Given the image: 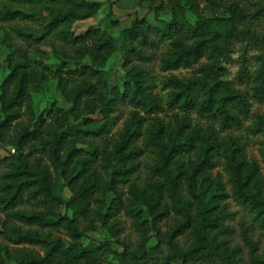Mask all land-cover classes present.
Returning a JSON list of instances; mask_svg holds the SVG:
<instances>
[{
    "label": "trees",
    "instance_id": "16d2710c",
    "mask_svg": "<svg viewBox=\"0 0 264 264\" xmlns=\"http://www.w3.org/2000/svg\"><path fill=\"white\" fill-rule=\"evenodd\" d=\"M140 1L152 4L156 0ZM166 1L172 12L170 21L153 26L135 16L130 27L115 38L92 29L80 35L73 33L76 22L95 15L101 6L98 2L0 0L2 18L29 19L38 24L37 31L22 36L35 42L56 39L68 50L62 51L64 58L75 66L71 77L59 78L60 93L68 109L49 110L50 121L46 122L43 115H35L30 96L46 80L44 73L20 63L14 57L17 50L7 60L9 72L0 85V143L11 133L9 144L15 153L8 150V155L0 157V213L38 230L2 223L0 237L12 247L3 248L0 264H103L117 252L112 250V243L90 240L83 244L76 226L75 215L88 212L92 203L99 205L98 221L114 237L119 231L117 223L110 222L115 212L121 208L132 219L139 241L135 249L118 242L122 264H238L239 248L228 246L233 229L225 225L229 213L223 203L227 198L224 186L220 176L208 178L220 160L228 175L231 198L264 228L259 167L248 163L237 138L220 137L211 126L217 123L222 130L241 126L250 115L251 100L264 99V54L258 55L257 67L250 70L244 48L236 73L243 89L227 79L223 66L231 60L239 40L261 38L250 30L251 22L242 23L248 15L236 4L231 5L225 19L198 17L190 23L183 6H195V0ZM257 6L264 8L261 3ZM157 10L159 6L154 9ZM162 45V70L192 69L187 77L170 76L164 81V87L169 89L167 107L181 112L180 118L175 115L173 126L157 117L163 110L151 93L148 69L138 64L153 60L148 51ZM111 57L122 62L120 87L111 86L104 77ZM124 102L134 111L117 132L106 158L101 159V164L106 162L111 168L110 173L104 171V178L92 167L101 154L92 140L109 134L116 123L112 115ZM95 114L101 116L98 124L85 120L86 115ZM190 114L206 120L208 126H192ZM145 116L151 122L145 124ZM257 120L254 130L264 134V117ZM78 144L92 146L93 153L77 148ZM146 152L154 155L153 163L145 184L138 186L131 177L137 172L138 159ZM191 153L194 160H186ZM44 157L55 178L66 184L69 199L56 193L50 167L43 164ZM120 183H129L130 198L125 203L117 189ZM184 186L187 198L182 195ZM25 201L38 203L45 211L18 210ZM59 207L64 208L61 215L56 212ZM68 212H72L71 217ZM164 220L172 224L161 232L159 225ZM61 230L68 241L54 235ZM186 234L189 245L180 248L177 239ZM151 238L168 253L155 257L159 248L147 247ZM241 238L248 247L250 264H264V253L257 254L246 229L241 230Z\"/></svg>",
    "mask_w": 264,
    "mask_h": 264
},
{
    "label": "rangeland",
    "instance_id": "374dc122",
    "mask_svg": "<svg viewBox=\"0 0 264 264\" xmlns=\"http://www.w3.org/2000/svg\"><path fill=\"white\" fill-rule=\"evenodd\" d=\"M89 2H98L101 4L99 10L95 15L87 20L76 22L73 26V33L75 35L83 34L85 31L99 30L107 33L108 35L117 38L120 32L130 27L132 19L136 16L138 18H145L151 25L159 26L164 22H168L172 18V12L167 9L166 0H156L152 4L148 1L140 0H86ZM196 5L191 6L190 4H184V12L186 18L190 23H194L198 17L207 19H225L229 16V9L232 4H236L242 9L243 13L248 15L247 19H242V23L251 22L249 28L252 32L259 35L260 40H239L233 48L231 54V60L223 63L225 69V75L228 80L234 82L237 88L243 89L245 86L236 79V73L239 68L240 56L243 53L244 48L246 49V59L250 70H254L257 65V57L259 54H264V11L258 9V4H262L264 7V0H212L213 3H209L206 0H195ZM159 6V10L154 11L155 7ZM239 27H242L240 24ZM39 28L38 24L29 19L24 20H6L0 15V85L3 79L8 74V58L12 56V53L17 50L14 57L18 59L20 63H26L31 68L38 72H43L45 75V81H42L37 91L30 92L33 110L36 116L43 115L46 122H49V116L47 112L54 108H62L67 110L69 105L63 100L60 89H59V78L67 79L71 77V71L75 68L74 64L67 61L62 55V51L68 53L61 42L54 38H47L44 41L35 42L30 38L22 36L23 33L28 31H37ZM219 29L222 30L221 27ZM165 51V46H159L157 49L148 52L153 54V60L143 63L135 62L141 66H144L149 71V81L153 86L151 93L155 96L159 105L162 108V112L157 114V117L162 119L165 124L174 125L175 115L178 114V118L181 117V112L177 109H170L166 105L167 94L169 89L164 87V81L170 76L178 78L187 77L192 73V69L179 68L177 70H162L160 66L159 58ZM104 77L107 79L111 86H121L123 82V70L122 62H116L111 57L105 68ZM134 111V108L128 103L124 102L120 105L118 112L112 116L116 117V123L111 128L108 135L103 138H97L92 140L93 145L97 146L99 152L96 156V164H92V167L96 169L104 178L106 175L104 171L110 173L111 168L106 162L101 164V159L106 158L104 155L111 150V144L116 140V134L124 126L125 121L129 118L130 113ZM140 116H144L142 112ZM264 117V99L262 101L251 100L250 115L242 122L241 126L233 127L230 129L222 130L217 123L211 124L213 129L219 134L220 137L232 136L237 138L238 142L243 146L246 154L248 163H255L259 167V181L264 195V134L254 130V123L257 118ZM145 118H149L145 116ZM27 119V115L23 117ZM85 120L93 123H99L101 116L99 114L86 115ZM188 121L192 126L197 125L205 129L208 124L206 120L196 117L194 114H190ZM151 122L149 119L146 120L145 124ZM144 124V125H145ZM264 125L261 127V129ZM264 131V128L262 129ZM11 133L6 135L5 142L0 143V157L8 155V149L11 148L9 141L11 140ZM140 146L141 143L138 142ZM77 148L83 149L93 153V147H89L85 144H78ZM154 155L150 152L144 153L139 159V166L137 172L131 177V182L141 186L145 184L149 177V167L153 163ZM186 160H194L193 153L186 157ZM216 161V160H215ZM43 164L50 167L53 181L56 185V193L60 195L64 200L69 199L70 193L66 187V184L55 178L54 170L47 158H43ZM103 165V167H102ZM220 176L221 183L224 186L227 198L224 200L226 211L229 213V217L225 221V225L233 229L232 234L229 237L228 246L238 247L239 262L238 264H250L248 260V247L245 245L241 238V230L246 229L247 235L250 240L257 247V254L262 255L264 253V228H261L253 219L252 214L245 209L244 206L233 201L230 196V186L227 182L228 175L224 171L223 162L220 160L216 162L213 168L210 170L208 178L213 180ZM117 189L122 193L121 199L125 203L130 198L128 194L129 183H120L117 185ZM182 195L184 198L188 197L186 187L184 186ZM18 210L22 211H45L43 207L32 201H25L24 204L20 205ZM99 209L97 203H92L88 212L85 214L75 215L76 226L79 233H81V242L87 244L90 240L95 241H109L112 243L113 251H120L118 242L126 243L130 249H135L139 241V234L133 226L132 219L127 215L123 209L119 208L118 212H115L114 217L110 220L117 223L119 231L116 236H112L109 230L103 227L96 216V212ZM56 212L61 215L64 213V208H57ZM68 217L72 216V212L67 213ZM8 223V225H16L21 227L23 230L34 229L35 227H28L21 223L15 222L12 219H8L4 214L0 213V227L2 223ZM171 220H164L159 225L161 232H165L171 226ZM45 233L46 230L40 231ZM55 236L60 237L62 240H69L66 232L61 230L60 233H55ZM177 244L180 248H186L189 245L188 236L183 235L177 239ZM12 247L8 242L0 237V256L3 254V248ZM28 247V246H27ZM147 247L152 249L157 247V242L154 238H151L147 243ZM40 251L39 248H35ZM115 252L109 255L103 264H122L121 258ZM157 258H160V254H167L168 251L164 246H161L155 251ZM178 264H183L179 261ZM187 264V263H184ZM199 264V263H196ZM217 264V263H209Z\"/></svg>",
    "mask_w": 264,
    "mask_h": 264
},
{
    "label": "built area",
    "instance_id": "2783aa9c",
    "mask_svg": "<svg viewBox=\"0 0 264 264\" xmlns=\"http://www.w3.org/2000/svg\"><path fill=\"white\" fill-rule=\"evenodd\" d=\"M9 150V152L11 153V154H14L15 153V150L14 149H8Z\"/></svg>",
    "mask_w": 264,
    "mask_h": 264
}]
</instances>
